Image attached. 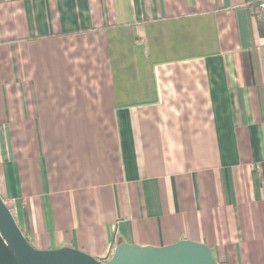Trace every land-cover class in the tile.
<instances>
[{"label": "crops", "instance_id": "0c3cea01", "mask_svg": "<svg viewBox=\"0 0 264 264\" xmlns=\"http://www.w3.org/2000/svg\"><path fill=\"white\" fill-rule=\"evenodd\" d=\"M0 198L38 249L264 264L250 0H0Z\"/></svg>", "mask_w": 264, "mask_h": 264}, {"label": "water", "instance_id": "95a60500", "mask_svg": "<svg viewBox=\"0 0 264 264\" xmlns=\"http://www.w3.org/2000/svg\"><path fill=\"white\" fill-rule=\"evenodd\" d=\"M0 264H218L203 243L181 240L164 247L119 244L102 261L71 246L38 249L31 245L0 198Z\"/></svg>", "mask_w": 264, "mask_h": 264}, {"label": "built area", "instance_id": "2783aa9c", "mask_svg": "<svg viewBox=\"0 0 264 264\" xmlns=\"http://www.w3.org/2000/svg\"><path fill=\"white\" fill-rule=\"evenodd\" d=\"M251 4V11H252V16L256 19V21H260L264 24V0H250ZM2 202L4 205H6L10 211V213L15 216V206L12 200L6 198L2 199ZM116 247L112 246L109 248L107 256L110 258Z\"/></svg>", "mask_w": 264, "mask_h": 264}, {"label": "trees", "instance_id": "16d2710c", "mask_svg": "<svg viewBox=\"0 0 264 264\" xmlns=\"http://www.w3.org/2000/svg\"><path fill=\"white\" fill-rule=\"evenodd\" d=\"M258 22V29H259V32L261 34V36L264 37V24L260 21H257Z\"/></svg>", "mask_w": 264, "mask_h": 264}]
</instances>
